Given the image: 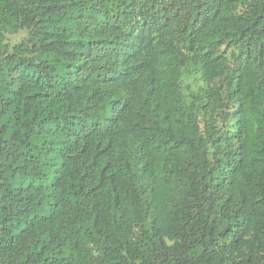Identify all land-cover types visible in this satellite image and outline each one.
I'll return each instance as SVG.
<instances>
[{
	"label": "trees",
	"instance_id": "trees-1",
	"mask_svg": "<svg viewBox=\"0 0 264 264\" xmlns=\"http://www.w3.org/2000/svg\"><path fill=\"white\" fill-rule=\"evenodd\" d=\"M0 264H264V0H0Z\"/></svg>",
	"mask_w": 264,
	"mask_h": 264
}]
</instances>
